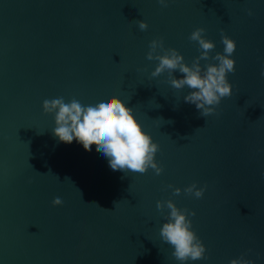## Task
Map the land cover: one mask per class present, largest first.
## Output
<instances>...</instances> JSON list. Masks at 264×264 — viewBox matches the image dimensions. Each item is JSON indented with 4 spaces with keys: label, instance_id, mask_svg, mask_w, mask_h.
I'll return each instance as SVG.
<instances>
[{
    "label": "water",
    "instance_id": "1",
    "mask_svg": "<svg viewBox=\"0 0 264 264\" xmlns=\"http://www.w3.org/2000/svg\"><path fill=\"white\" fill-rule=\"evenodd\" d=\"M198 27L215 45L202 68L223 54L221 31L236 43L232 95L207 117L167 72L152 77L158 61L146 59L149 42L163 38L191 65ZM262 68L264 0H0V264H180L159 233L170 210L156 202L168 199L195 212L207 250L184 264L242 254L264 264ZM104 96L130 107L159 145L160 175L113 171L95 144L85 151L54 137L45 99L94 106ZM194 182L207 186L199 199L184 193Z\"/></svg>",
    "mask_w": 264,
    "mask_h": 264
},
{
    "label": "clouds",
    "instance_id": "2",
    "mask_svg": "<svg viewBox=\"0 0 264 264\" xmlns=\"http://www.w3.org/2000/svg\"><path fill=\"white\" fill-rule=\"evenodd\" d=\"M168 2L169 0H157L162 7H167ZM247 11L248 15L253 14L251 9ZM135 22L141 31L148 28L144 20ZM204 32V28L198 27L188 37L190 41L198 43L200 52L191 65L184 62L183 56L176 49L165 48L163 38L149 42L146 59L158 61L151 72L152 77L167 72V82L177 90L185 87L190 89L191 91L183 97L184 101L194 104L200 115L207 117L215 114L216 106L220 104L222 98L232 95V86L227 80V74L235 71V62L230 57L235 51L236 43L221 31L223 54L217 52L211 59L218 63H206L202 68L200 61H208L209 53L215 47L211 40L204 37ZM175 71L182 73V78L174 77ZM260 75L264 77V68L261 69ZM42 110L45 114L54 113L55 127L52 132L54 137L58 138V142L70 144L76 140L85 151H91V146L95 144L96 150L107 158L113 171L119 170L126 175L128 171L144 174L151 168L156 175L162 173V167L154 159L159 151V145L142 130L132 114V109L119 98L104 96L94 106H84L75 98L66 103L63 97H57L51 100L45 99ZM167 187L172 188V185ZM206 187V185L197 187L194 182L184 188V193L199 199L203 196ZM180 192V188L173 189V195H179ZM51 203L55 207L62 205L63 201L60 197H55ZM156 208L160 211L164 208L170 210L167 213L168 222L163 223L159 233L161 240L172 246V257L180 264L189 260L207 259L205 255L207 250L192 230V221L189 219L195 215V212L186 208H177L171 199L157 201ZM229 264H254V261L246 259L245 254H242L230 260Z\"/></svg>",
    "mask_w": 264,
    "mask_h": 264
}]
</instances>
